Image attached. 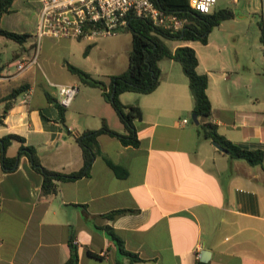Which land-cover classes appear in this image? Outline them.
I'll use <instances>...</instances> for the list:
<instances>
[{
	"label": "crops",
	"instance_id": "crops-1",
	"mask_svg": "<svg viewBox=\"0 0 264 264\" xmlns=\"http://www.w3.org/2000/svg\"><path fill=\"white\" fill-rule=\"evenodd\" d=\"M219 5H228L234 14L227 25L222 21L214 25L218 30L222 27V33L210 36L214 26L207 32L204 44L215 53L206 52L201 59L191 40L167 37L164 42L170 49L179 44L194 49L195 69L207 75L210 113L206 119L238 146L261 149V162L231 157L210 139L197 135L190 120L187 78L177 61L161 57L159 82L152 90L118 94L123 104H136L141 110L140 118L131 120L136 145L99 132L88 173L56 181L55 190L45 195L40 192L41 174L25 154L19 155L11 169L4 170L0 163V264H61L72 244L79 264H129L100 228L104 224L113 228L125 249L141 258L134 264H199L202 248L209 250L205 264H264V94L252 93L245 100L231 79L234 68L219 54L228 48L226 39L235 46L240 36L252 38L253 26L260 31L261 27L247 15L245 2L220 0ZM38 7V0H13L0 24L34 35ZM30 11L33 15L28 18ZM259 17L264 27V0ZM57 38L66 39L59 43L62 48L69 44L67 40H78ZM167 39L173 43L167 44ZM30 43H17L11 51L14 58L2 60L0 55V96L23 84L4 112V101H0V136L22 135L45 168L76 170L82 165V155L75 135L99 127L101 121L123 133V124L97 86L86 88L75 79L65 82L77 89L63 107V123L55 105L57 90L38 89L26 76L8 86L6 81L19 71L9 73L5 67L26 57ZM93 43L84 42L88 48ZM17 147L18 141L11 139L5 155H14ZM121 207L130 210L113 218L100 215Z\"/></svg>",
	"mask_w": 264,
	"mask_h": 264
},
{
	"label": "trees",
	"instance_id": "trees-1",
	"mask_svg": "<svg viewBox=\"0 0 264 264\" xmlns=\"http://www.w3.org/2000/svg\"><path fill=\"white\" fill-rule=\"evenodd\" d=\"M12 1L13 0H0V17L3 13L11 10ZM152 2L166 11H172L185 18L182 29L173 32L152 25L146 18L129 17L127 26L125 27V29H129L130 31V49L127 54V65L120 72L107 75L105 80L92 77L85 70L67 63V67L72 72L76 73L80 80L101 89L104 98L114 108L122 122L124 132H118L107 127L104 121H101L100 126L97 128L83 129L74 136L81 149L82 165L80 168L68 172L45 168L39 162L34 147L31 144L25 143L22 135L8 132L0 136V163L4 170L13 168L19 155L25 154L31 165L41 174L40 192L45 195L55 190L56 181L74 179L88 173L89 163L97 149L96 135L99 132L115 134L122 143L136 145L138 140L132 129L131 120L133 118H140L141 110L136 104H123L119 100L118 94L125 90L141 93L152 90L159 82L157 61L161 57H168L177 61L187 78V87L192 99L191 112H195L198 118V122L195 124L197 135L201 138L217 141L221 146L227 149V153L231 157L243 158L251 164L261 162V149H249L238 146L224 135L220 134L216 130L215 124L206 119L210 113V102L205 91L207 75L205 72L196 71L197 56L194 49L187 44H179L173 49H170L164 42V38L166 37H175L181 40L196 39L204 43L210 28L219 21L233 16V10L226 6L218 7L208 12H200L190 7L188 0H152ZM259 23L262 37L264 33L262 19ZM0 35L21 44L26 40L29 33L9 30L0 24ZM87 48L88 45L85 46L84 51ZM12 58H14V56H12ZM2 66L3 65H0V70ZM22 88L23 84H19L0 96V101H4L3 112L6 110V105L10 104L11 99L18 94ZM55 105L58 109L59 120L63 123L64 106L59 104L57 100L55 101ZM11 139L18 141V147L14 155L7 156L4 153V149ZM112 167L118 172L115 165H112ZM129 210V208L124 207L114 208L100 215L113 218L117 214ZM100 228H102L109 239L114 242L119 252L128 258L129 264H134L133 262L135 260L141 259L136 253L123 247L121 239L115 234L110 225L104 224L100 226ZM72 245L68 258L61 264H79L77 262L76 246L75 244ZM87 253L94 257L99 256L89 250H87Z\"/></svg>",
	"mask_w": 264,
	"mask_h": 264
},
{
	"label": "rangeland",
	"instance_id": "rangeland-1",
	"mask_svg": "<svg viewBox=\"0 0 264 264\" xmlns=\"http://www.w3.org/2000/svg\"><path fill=\"white\" fill-rule=\"evenodd\" d=\"M219 2L220 0L215 1V8L226 6L219 5ZM240 2H245L247 8H249L247 15H252L257 24L260 21L259 11L262 0H240ZM229 6H232L235 10L234 4H229ZM254 8H256L255 12H251ZM32 11L27 15L28 18L32 17ZM221 21V23L227 25L229 18ZM217 27L218 26H214L212 28L209 34L210 36L215 35L216 32L222 33V27L220 30H218ZM253 27L254 32L252 38L244 39L240 36L239 39L236 40V43L233 40L236 44L235 46H232L231 41L226 39V44H229L227 45L229 50H227V48L219 52V54H224L228 60V64L234 68V72H231V79L234 80L239 87L242 93L241 96H245V100L252 93H258L259 95L264 94V36L261 37L259 28L256 26ZM26 40H31V43L28 45V53L24 58L29 59L36 51V62L28 68L19 71L17 76L12 80L6 81L8 86L20 82L23 78L22 76H26L38 89L57 90L58 83L66 84L65 82L71 79H75L80 86L85 85L86 88L92 87V85L89 86V84L80 80L78 75L67 67V63L85 70L92 77L105 80L107 75L118 73L126 67L127 54L130 49L129 29H122L113 34L96 37L93 39L94 43L86 52L83 51L86 46V44H84L85 39L67 40L66 42L69 44L64 48L60 47L59 43L66 39L53 36L43 35L37 43L35 35L29 32ZM218 40L220 41V38ZM244 41L246 43H244ZM168 43L171 44L173 41H168L167 39V44ZM191 43L197 48L201 59L205 58L206 52L213 51L215 53V50H212L210 45H205L198 40H191ZM16 44V41L0 35V55L2 60L12 58L11 51L16 47ZM176 65L180 64L176 62ZM4 71L9 73L17 72L14 65L5 67ZM255 78H257V80L254 82Z\"/></svg>",
	"mask_w": 264,
	"mask_h": 264
},
{
	"label": "built area",
	"instance_id": "built-area-1",
	"mask_svg": "<svg viewBox=\"0 0 264 264\" xmlns=\"http://www.w3.org/2000/svg\"><path fill=\"white\" fill-rule=\"evenodd\" d=\"M214 1L188 0V4L200 12H208ZM38 3L34 28L37 43L43 35L93 40L125 29L129 17L146 18L152 25L173 32L182 29L185 21L176 13L156 6L152 0H38ZM35 55L36 51L29 59H15L16 70L35 63ZM76 89L74 84L58 83L57 102L67 105Z\"/></svg>",
	"mask_w": 264,
	"mask_h": 264
},
{
	"label": "water",
	"instance_id": "water-1",
	"mask_svg": "<svg viewBox=\"0 0 264 264\" xmlns=\"http://www.w3.org/2000/svg\"><path fill=\"white\" fill-rule=\"evenodd\" d=\"M190 119L195 124L198 122V119H197V116H196V113L195 112H191L190 113ZM211 143L215 147H217L218 149L227 152V149L224 148L223 146H221L217 141L211 140ZM208 256H209V250L208 249H205V248H202L199 251V255H198L199 264H205V261L207 260Z\"/></svg>",
	"mask_w": 264,
	"mask_h": 264
}]
</instances>
